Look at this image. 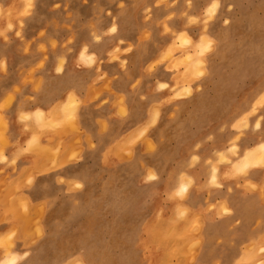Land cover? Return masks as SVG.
I'll list each match as a JSON object with an SVG mask.
<instances>
[{"label": "rangeland", "instance_id": "374dc122", "mask_svg": "<svg viewBox=\"0 0 264 264\" xmlns=\"http://www.w3.org/2000/svg\"><path fill=\"white\" fill-rule=\"evenodd\" d=\"M0 38L25 42L24 50L35 58L32 71L51 63L56 71L95 64L97 81L106 79L101 93L116 94L114 80L124 73L134 97L138 93L144 101L145 118L138 126L115 129L109 151L134 160L143 143L146 204L159 195V168L176 174L166 176L176 187L163 191L165 199L184 197L181 185L195 181L187 169L202 164L212 185H220V178L238 184L241 179L264 190V148L238 163L246 149L264 142V0H0ZM126 98L120 93L119 115L127 113ZM69 99L54 105L40 127L77 130L76 102ZM156 135L175 150L167 147L159 155ZM254 170L262 176L252 180ZM256 212L252 234L234 236L233 251L221 248L219 231L207 233L196 224L188 239H179L181 232L158 237L146 225L145 264H154V250L162 253L157 264H176L170 257L183 251L190 264H197L200 251H208L202 264H264V209ZM0 247H12L8 236L0 235ZM8 253L0 251V264Z\"/></svg>", "mask_w": 264, "mask_h": 264}, {"label": "crops", "instance_id": "0c3cea01", "mask_svg": "<svg viewBox=\"0 0 264 264\" xmlns=\"http://www.w3.org/2000/svg\"><path fill=\"white\" fill-rule=\"evenodd\" d=\"M24 44L0 38V235L12 241L10 249L0 251L19 257L12 264H66L70 259L67 264H145L146 225H153L158 237L184 233L179 239L196 234L190 230L194 224L207 233L219 231L224 251H233L234 236L252 234L256 211L264 209V190L247 187L241 179L240 185L226 178L212 185L204 164L187 169L195 181L186 185L182 198L163 197L166 188L176 187L166 176L176 174L159 168V195L146 204L143 143L138 142L134 160L109 151L115 129L138 126L145 118L144 101L138 93L134 97L129 79L120 72L112 94L101 93L106 79L97 81L95 64L56 71L51 63L32 71L34 54ZM124 92L125 116L117 113ZM71 93L78 129L41 128L49 120L44 115ZM102 127L110 131L100 132ZM157 141L159 155L167 147L175 150L170 140ZM260 176L262 170L251 173L252 180ZM151 254L153 263H160L161 251ZM198 254L197 264H202L208 251ZM170 262L191 263L187 251Z\"/></svg>", "mask_w": 264, "mask_h": 264}, {"label": "bare ground", "instance_id": "6f19581e", "mask_svg": "<svg viewBox=\"0 0 264 264\" xmlns=\"http://www.w3.org/2000/svg\"><path fill=\"white\" fill-rule=\"evenodd\" d=\"M70 97V96H69ZM70 100V99H69ZM71 101V100H70ZM72 101H74V99L72 98ZM68 104V103H67ZM68 108V107H67ZM71 111V110H70ZM42 112V111H41ZM41 112H39V113H41ZM69 112V111H68ZM72 112V111H71ZM71 112H70V114H71ZM38 113V112H37ZM69 114V113H68ZM70 114H69V116H70ZM42 116H43V114H42ZM258 148H264V142H261V143H259L258 145H257V147H253V148H248V149H246L244 152H243V154H242V156L240 157V159H239V164L242 162V163H247V162H249L252 158H253V156H255V153L257 152V149ZM54 164V163H53ZM49 166V165H48ZM32 222V221H31ZM28 226V225H27ZM29 229V228H28ZM25 230V229H24ZM28 231V230H27ZM31 232V231H30ZM17 260V259H16ZM9 261H11L12 263L15 261V257H14V253L13 252H11V253H8V254H6L5 256H4V258L2 259V262L1 263H4L5 262V264H9Z\"/></svg>", "mask_w": 264, "mask_h": 264}, {"label": "snow or ice", "instance_id": "6c2138e0", "mask_svg": "<svg viewBox=\"0 0 264 264\" xmlns=\"http://www.w3.org/2000/svg\"><path fill=\"white\" fill-rule=\"evenodd\" d=\"M10 27H11V26H10ZM113 30H115V29H113ZM206 47H207V45H206ZM57 71H59V69H57ZM161 86L163 87V85H161ZM21 118L24 119V118H26V117H24L23 114H22ZM30 143H31V141H30ZM193 159H196V158L193 157ZM213 172H215V169H213ZM153 178H154V177H152L151 175L149 176V179H153ZM214 181H215V177H213V182H214ZM185 190H186L185 187H184L183 185H181L179 192H180V193H183ZM178 194H179V193H178ZM225 211H227V209H225ZM26 254H27V253H25V255H26ZM9 264H12V262L9 261Z\"/></svg>", "mask_w": 264, "mask_h": 264}]
</instances>
